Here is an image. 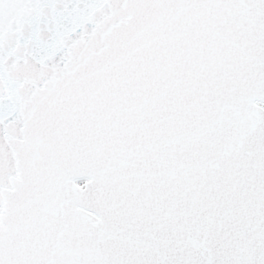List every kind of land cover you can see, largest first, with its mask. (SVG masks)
<instances>
[{
	"label": "snow or ice",
	"instance_id": "6c2138e0",
	"mask_svg": "<svg viewBox=\"0 0 264 264\" xmlns=\"http://www.w3.org/2000/svg\"><path fill=\"white\" fill-rule=\"evenodd\" d=\"M0 264H264V0H0Z\"/></svg>",
	"mask_w": 264,
	"mask_h": 264
}]
</instances>
